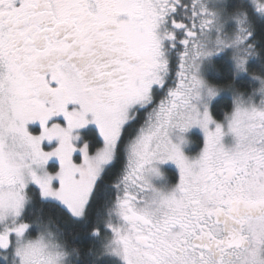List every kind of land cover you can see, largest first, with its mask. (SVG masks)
Instances as JSON below:
<instances>
[{
  "label": "snow or ice",
  "instance_id": "obj_1",
  "mask_svg": "<svg viewBox=\"0 0 264 264\" xmlns=\"http://www.w3.org/2000/svg\"><path fill=\"white\" fill-rule=\"evenodd\" d=\"M0 264H264V0H0Z\"/></svg>",
  "mask_w": 264,
  "mask_h": 264
}]
</instances>
